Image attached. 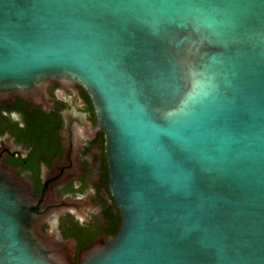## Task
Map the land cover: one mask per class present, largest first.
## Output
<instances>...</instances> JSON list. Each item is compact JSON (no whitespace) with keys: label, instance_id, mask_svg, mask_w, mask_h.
Returning a JSON list of instances; mask_svg holds the SVG:
<instances>
[{"label":"water","instance_id":"obj_1","mask_svg":"<svg viewBox=\"0 0 264 264\" xmlns=\"http://www.w3.org/2000/svg\"><path fill=\"white\" fill-rule=\"evenodd\" d=\"M55 80L90 98L121 226L75 263L0 169V264H264V0H0V102Z\"/></svg>","mask_w":264,"mask_h":264},{"label":"flooded vegetation","instance_id":"obj_2","mask_svg":"<svg viewBox=\"0 0 264 264\" xmlns=\"http://www.w3.org/2000/svg\"><path fill=\"white\" fill-rule=\"evenodd\" d=\"M47 95L41 105L20 98L0 102V169L33 200L47 193L51 212L42 229L72 241L76 263L85 249L111 243L121 218L109 191L105 135L88 94L55 80Z\"/></svg>","mask_w":264,"mask_h":264}]
</instances>
